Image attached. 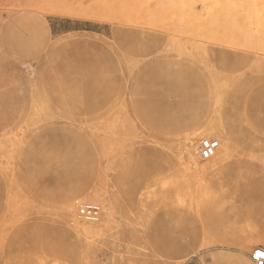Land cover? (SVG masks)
I'll use <instances>...</instances> for the list:
<instances>
[{"label":"rangeland","instance_id":"obj_1","mask_svg":"<svg viewBox=\"0 0 264 264\" xmlns=\"http://www.w3.org/2000/svg\"><path fill=\"white\" fill-rule=\"evenodd\" d=\"M224 127L233 151L207 170ZM259 247L264 0H0V264H255Z\"/></svg>","mask_w":264,"mask_h":264},{"label":"bare ground","instance_id":"obj_2","mask_svg":"<svg viewBox=\"0 0 264 264\" xmlns=\"http://www.w3.org/2000/svg\"><path fill=\"white\" fill-rule=\"evenodd\" d=\"M217 2V0H215ZM210 4V3H209ZM190 7V6H189ZM218 7V6H217ZM128 76V75H127ZM210 93V92H209ZM148 107H146L147 109ZM149 111V109H148ZM182 112V111H181ZM150 116V115H149ZM186 118V117H185ZM180 119V117L178 118ZM181 121V120H180ZM183 121V120H182ZM189 121V120H187ZM185 123V122H183ZM186 123H190V122H186ZM196 124V123H195ZM188 125V124H187ZM178 126V124H177ZM190 126V125H189ZM222 126V125H221ZM185 127V126H184ZM196 127V126H195ZM210 127V126H209ZM192 129V128H191ZM223 131V130H222ZM179 132V130H178ZM225 135L227 136L228 141L221 144L216 152V155H214L213 157L206 159L208 162V166L206 167L207 170H213L219 166H221L226 159H228L231 156V153L233 151V143H232V137L230 135V132L228 131L227 128L224 127V131ZM179 137V136H178ZM185 142L183 144V154L186 156L185 159H187L189 162H194L196 161V152L197 147H198V143H199V137L196 136L193 132H188L186 133L185 137ZM221 139V138H220ZM203 141V140H202ZM219 141V140H218ZM223 142V141H221ZM220 142V143H221ZM179 147V146H178ZM180 151V150H179ZM176 153V152H175ZM172 154V153H171ZM198 156V155H197ZM198 160V159H197ZM178 161V160H177ZM128 162V161H127ZM179 163V161H178ZM176 164V163H175ZM185 169V167H183ZM178 173V172H177ZM176 179V178H175ZM163 190V189H162ZM106 209V208H105ZM107 209L104 212V220L103 223L107 222ZM70 217L73 219L75 225H76V229L82 232H89V229L91 228H96L99 227L100 224L98 223H85L79 220L78 216L76 214L73 213H69Z\"/></svg>","mask_w":264,"mask_h":264},{"label":"built area","instance_id":"obj_3","mask_svg":"<svg viewBox=\"0 0 264 264\" xmlns=\"http://www.w3.org/2000/svg\"><path fill=\"white\" fill-rule=\"evenodd\" d=\"M220 146L218 140L214 139H205L202 141L200 145V156L202 159L206 160L214 155ZM80 214L83 218L86 219H96L99 214V207L95 205H87L83 206L80 209ZM251 259L255 264H264V248L259 247L257 248L251 255Z\"/></svg>","mask_w":264,"mask_h":264},{"label":"crops","instance_id":"obj_4","mask_svg":"<svg viewBox=\"0 0 264 264\" xmlns=\"http://www.w3.org/2000/svg\"><path fill=\"white\" fill-rule=\"evenodd\" d=\"M244 256L248 260H251V256L248 253H245ZM185 264H203V262H202V259L200 257H198L197 259H191L190 261H188Z\"/></svg>","mask_w":264,"mask_h":264}]
</instances>
